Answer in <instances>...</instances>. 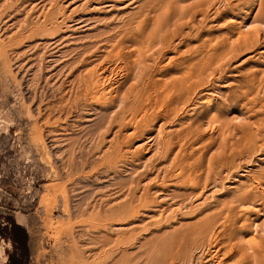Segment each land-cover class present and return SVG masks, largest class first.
I'll use <instances>...</instances> for the list:
<instances>
[{
	"label": "rangeland",
	"instance_id": "rangeland-1",
	"mask_svg": "<svg viewBox=\"0 0 264 264\" xmlns=\"http://www.w3.org/2000/svg\"><path fill=\"white\" fill-rule=\"evenodd\" d=\"M260 22L264 0H0V264H264Z\"/></svg>",
	"mask_w": 264,
	"mask_h": 264
},
{
	"label": "bare ground",
	"instance_id": "bare-ground-1",
	"mask_svg": "<svg viewBox=\"0 0 264 264\" xmlns=\"http://www.w3.org/2000/svg\"><path fill=\"white\" fill-rule=\"evenodd\" d=\"M169 1H170V0H169ZM171 1H172V0H171ZM166 3H167V1L165 2V4H166ZM180 3H181V2H180ZM171 5H172V4H171ZM163 6H164V5H163ZM164 7H165V6H164ZM164 7H163V8H164ZM168 7H169V6H168ZM179 12H180V11H179ZM181 13H182V12H181ZM173 15H174V14H173ZM183 15H184V14H183ZM172 17H173V16H172ZM177 17H178V16H177ZM260 17H261V16H260ZM179 18H181V17H179ZM245 18H246V17H245ZM182 19H183V18H182ZM176 20H181V19H176ZM261 20H262V19H261ZM164 21H165V20H164ZM169 21H171V20H169ZM173 21H175V20H173ZM173 21H172V22H173ZM254 22H255V23L258 22V19H257V20H254L253 23H254ZM262 22H263V21H262ZM164 23H165V22H164ZM173 23H174V22H173ZM251 23H252V22H251ZM251 23H250V24H251ZM258 23H259V22H258ZM166 24H167V22H166ZM168 24H169V22H168ZM168 24L166 25V27H168ZM176 24H177V23H176ZM256 24H257V23H256ZM172 25H173V24H172ZM169 26L171 27V24H170ZM163 27H165V26H163ZM245 27H246V26H245ZM260 28L264 31V23H261V22H260ZM248 30H249V29H248ZM260 31H261V30H260ZM146 35H147V33H146ZM148 35H149V34H148ZM157 39H158V38H157ZM242 39H243V38H242ZM156 43H158V42H156ZM243 44H244V42H243ZM142 56H143V55H142ZM138 59H139V58H138ZM140 62H141V61H140ZM137 63H138V62H137ZM138 66H139V65H138ZM135 67H136V66H135ZM138 68H139V67H138ZM201 68H202V67H201ZM205 68H206V66H205ZM208 68H209V67H208ZM202 69L204 70V67H203ZM200 70H201V69H200ZM206 70H207V69H206ZM197 72H198V71H197ZM200 73H201V72L199 71V76H201ZM204 73H205V71H204ZM204 73H203V71H202V74H203V75H204ZM134 75H135V74H134ZM197 75H198V73H197ZM184 77H186V76H184ZM184 77H183V78H184ZM196 77H198V76H195V78H196ZM132 78H133V77H132ZM135 78H136V77H135ZM187 78H188V77H187ZM185 79H186V78H185ZM188 79H189V78H188ZM190 79H193V77L190 78ZM132 80H133V79H132ZM190 82H191V81H190ZM163 85H164V84H163ZM119 102H121V101H119ZM115 104H116V103H115ZM115 106H116V105H115ZM162 116H163V115H162ZM226 128H227V127H226ZM228 129H229V128H228ZM231 130H232V129H231ZM255 261H256V260H255ZM186 262H187V261H186Z\"/></svg>",
	"mask_w": 264,
	"mask_h": 264
}]
</instances>
